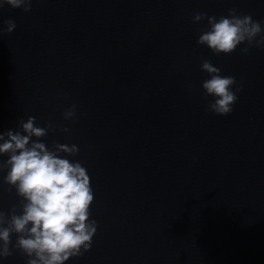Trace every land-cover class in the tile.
Wrapping results in <instances>:
<instances>
[{"label": "water", "instance_id": "water-1", "mask_svg": "<svg viewBox=\"0 0 264 264\" xmlns=\"http://www.w3.org/2000/svg\"><path fill=\"white\" fill-rule=\"evenodd\" d=\"M233 8L264 21V0L0 8V29L16 23L0 32V131L29 116L51 124L43 141L76 144L70 159L90 176L97 231L65 264H264V47L214 55L197 43L207 16ZM197 13L207 15L194 23ZM203 60L241 89L227 115L206 110ZM72 104L76 117L65 120ZM3 176L7 215L20 201ZM12 252L0 264H25Z\"/></svg>", "mask_w": 264, "mask_h": 264}, {"label": "clouds", "instance_id": "clouds-1", "mask_svg": "<svg viewBox=\"0 0 264 264\" xmlns=\"http://www.w3.org/2000/svg\"><path fill=\"white\" fill-rule=\"evenodd\" d=\"M30 10L31 0H0V8ZM206 13H197L193 22L203 21ZM264 21L250 15H237L229 9L227 16H207V27L201 31L197 43L214 55L229 54L239 45L264 47ZM0 32L11 33L16 28L12 19L4 21ZM242 52H247L245 47ZM208 78L201 82L205 98L211 97L206 110L224 116L232 112L240 87L233 76L221 75L220 69L209 60L200 64ZM76 117V105L63 112L65 120ZM51 124L38 126L29 116L18 126L0 131V171L7 190H14L19 198L8 214L0 211V259L19 250L27 257L25 264H65L91 248L97 222L90 218L94 193L90 176L82 164L71 157L79 149L76 144L43 141ZM67 133L68 128H63ZM14 238V239H13Z\"/></svg>", "mask_w": 264, "mask_h": 264}]
</instances>
